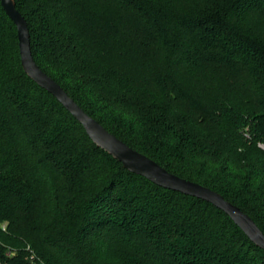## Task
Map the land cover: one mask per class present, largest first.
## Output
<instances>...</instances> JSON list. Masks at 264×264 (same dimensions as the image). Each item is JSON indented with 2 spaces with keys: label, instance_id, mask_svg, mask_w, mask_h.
Wrapping results in <instances>:
<instances>
[{
  "label": "trees",
  "instance_id": "16d2710c",
  "mask_svg": "<svg viewBox=\"0 0 264 264\" xmlns=\"http://www.w3.org/2000/svg\"><path fill=\"white\" fill-rule=\"evenodd\" d=\"M91 118L264 233V0H14ZM0 264H264L221 210L96 147L23 71L0 5Z\"/></svg>",
  "mask_w": 264,
  "mask_h": 264
},
{
  "label": "water",
  "instance_id": "95a60500",
  "mask_svg": "<svg viewBox=\"0 0 264 264\" xmlns=\"http://www.w3.org/2000/svg\"><path fill=\"white\" fill-rule=\"evenodd\" d=\"M1 8L16 28L20 64L24 73L39 87L51 94L58 103L82 126L91 142L122 164L129 172L141 176L167 190L206 201L224 212L244 235L264 250V233L254 221L219 193L197 183L169 173L155 161L131 149L110 134L96 120L87 115L66 92L34 62L27 24L16 10L14 0H0Z\"/></svg>",
  "mask_w": 264,
  "mask_h": 264
}]
</instances>
